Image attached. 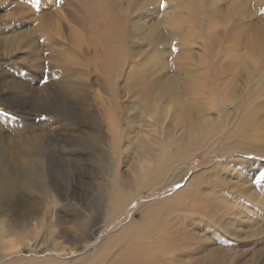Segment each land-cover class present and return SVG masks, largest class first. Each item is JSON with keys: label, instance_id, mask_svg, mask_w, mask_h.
<instances>
[{"label": "rangeland", "instance_id": "1", "mask_svg": "<svg viewBox=\"0 0 264 264\" xmlns=\"http://www.w3.org/2000/svg\"><path fill=\"white\" fill-rule=\"evenodd\" d=\"M137 1L122 0L117 3V7L123 12H117V17L123 24L121 40L111 39L110 36L104 39L99 36V32L94 34L79 0H0V173L4 174L6 171V176L22 177L27 183L34 185L33 191L22 188L18 197L39 211L28 225L30 230L34 229V224L37 225L36 229L40 228L35 237L38 239H42L46 230V219L43 221V217H48L49 221L54 211L60 213L62 209L61 213H64V203L55 204L51 200L50 193L54 194L58 190L57 186L63 188L62 194L76 196L77 200L74 202L78 208L71 207V210L79 211L82 222L92 227L90 223L96 219L102 221L105 217L112 183L124 181L135 189H141L146 183L162 177L158 184L143 188L141 194L126 205L120 217L101 231L98 241L88 247H76L71 256L64 255L71 264L79 260L80 254L87 251L94 253V247L104 237L116 234L130 222H142L146 215L153 229L150 244L157 239L166 242L165 235L172 233L168 242L173 243L169 245L166 242V251L159 259L162 264H264V53L251 46L258 35L264 37V0H240L243 7L237 10L234 8L237 0H214L220 11L226 10L228 6L227 14H231L225 19L222 13L217 18L212 13L215 24L208 31L217 40H213L210 45L204 39L207 37V26L203 19L200 28L194 29L192 36L188 32L186 40L177 39L176 35L187 33V24L172 28L166 23V18L169 17L167 15L174 14V4L180 6L175 13L184 15L187 10L181 8L189 6L188 1L191 0ZM134 3L142 5L138 8V4ZM134 8L139 10L136 12ZM150 34L164 38L165 47L159 43H150L147 37ZM94 35H98V38ZM191 38L193 41L188 43L193 46L189 45L188 49L190 48L189 52L193 56L190 59H179L184 51L180 42ZM152 44L158 46L154 47ZM154 49H157L155 56L158 59L167 56L166 60L171 66L182 61L181 65L189 64L192 68L197 66L196 79L204 84L192 96L187 94L190 97L184 98L197 104L200 114L206 111L202 116L209 112L212 102L220 104L219 109L212 112L214 116H219L222 125L221 131L198 149H194V145L206 133L196 136L195 144L183 145L180 150L172 149L176 161L169 169L162 166L157 168L158 172L152 171L140 186L131 181L134 180V171L141 164L151 165L147 163V150H143L142 146L147 148L150 142L157 144L167 134L172 137L178 135L180 129L183 130L186 119L181 111V101H171V104L165 100L162 104L167 102V107L160 103L164 107L158 106L152 116L147 115L150 113L146 111L144 116L148 121L143 120L140 109L135 106L137 103L130 95L132 89H128L124 83L126 80L132 86L131 80L137 79L136 72L142 76L149 73L146 69L149 66L144 62L157 60L155 57H146ZM228 51L238 55L237 58ZM119 52L122 55L117 56ZM195 53L203 54L205 61L199 62L202 56L195 57ZM219 54H223L222 57ZM230 56L235 57L238 62H233L235 60ZM113 61L116 63H112ZM170 70L172 69H169V74ZM132 71L134 74H131ZM250 71L252 74L247 76ZM107 72L110 73L109 76ZM228 82L234 86L233 92L240 95L242 91L243 94L233 105L229 104L230 113H226V119L223 120L224 104L232 97L229 92L218 95ZM111 83H114L113 87ZM200 92L205 96L201 97ZM192 98H196V102ZM132 101L135 106V121H130L127 128L123 118L126 116V104ZM254 101L256 103L250 105ZM175 104L178 105L177 108H171L176 107ZM157 110H161L162 114ZM193 112L197 110L193 109ZM176 113L179 120L176 121V118L173 121ZM251 113L252 119L248 125L231 134ZM111 116H119L123 135L128 140L131 139L130 142H121V148L117 149L114 156L110 155V144L115 128H118V121L114 122L116 126L112 125ZM202 116L197 112L192 120L197 122ZM176 122L180 124H174ZM146 123H149L147 127L150 129L145 126ZM144 131L151 132L145 134ZM88 138L98 143L93 146L92 151L88 150L90 145L87 147L85 144ZM143 140L148 144L143 143ZM106 141L108 145H104ZM34 143L42 151L40 154L33 148L30 149L32 145L36 146ZM93 151V158L85 155ZM51 176L62 180L56 185L48 180ZM231 200L232 204L238 202L242 206L230 207ZM220 201L229 204H222ZM213 203H218V209L222 210H219V214L218 211L215 213V218L222 217L220 220L216 219L219 225L214 217L209 218L208 214L203 213L213 209ZM223 219L230 226L222 229L220 225ZM32 222L34 223L31 224ZM38 226L40 227L37 228ZM125 244V241L117 244L107 258H112L121 249L125 258L128 255ZM42 246L37 245L36 248ZM22 247L24 248L16 253L32 255V250L26 244ZM43 250L44 247L38 253L42 255Z\"/></svg>", "mask_w": 264, "mask_h": 264}, {"label": "bare ground", "instance_id": "2", "mask_svg": "<svg viewBox=\"0 0 264 264\" xmlns=\"http://www.w3.org/2000/svg\"><path fill=\"white\" fill-rule=\"evenodd\" d=\"M79 1L82 5V9L84 10V14L86 16L85 19L87 18L86 20L88 21L89 28L93 29L92 32L94 34L99 32V36L104 38V39H106V37H108V36H110L111 39H112V37L116 38V39L122 38L121 29H122L123 24H122V21L119 20L117 17V12H118V14L120 12L123 13L122 9L117 7V3H119L118 1H122V0H79ZM137 2H139V0ZM137 4H135V5H137ZM188 4H190V5L189 6L184 5L181 8V9L187 10L184 15H177L175 13L176 11L179 10L180 6H176L174 4V7H173L174 14H168L167 15L169 17L166 18L167 19L166 23L169 26H171L172 28H179V26L181 24H187V28H186L187 33H185L184 35L181 34V36L176 35L177 39L183 38L184 40H186L188 32L192 36L194 34V32H193L194 29H197V27L200 28V26H201L200 23L202 22V19H203L204 20L203 23H205V26H207V28H206L207 37L205 36L204 39L207 40V45L213 44V42H214L213 40H217V39H214L213 38L214 36L211 37L210 33L208 31V29H210V27H213V23L215 24V20H213L212 15L213 14L217 15L216 16V18H217L218 15L220 14V16L224 15V16H222L223 18H225V19L228 18L227 15L231 14V13L227 14V11H229L228 6H227L226 10L220 11L218 9L217 2L214 0H195V1L191 0V1H188ZM139 5L141 6L142 4H138V8H139ZM177 5H179V4H177ZM192 7H193V10H192ZM241 7H243V2H241L240 0H237L236 6H234L235 10H237L238 8H241ZM116 8H117V10H116ZM138 8L137 9L134 8V11L136 10V12H137V10H139ZM214 12H217V14ZM221 13H222V15H221ZM222 17H220V18H222ZM225 23H228V22H225ZM224 26H228V24H224ZM219 27H221V26H219ZM237 27H239V26L237 25ZM259 27H261V26H259ZM95 30H97V31H95ZM94 36H95V38H96V36L98 38V35H94ZM209 36H210V38H209ZM227 36H228V34H227ZM258 36L259 37H257L256 39L253 38L254 40L251 42V46L255 50L260 51L261 53H264V37H262V35H261L262 38L260 37V35H258ZM147 37H148V41L150 43H159V45H161V46L164 45V47L166 45L165 44L166 40L164 38H159L153 34H150ZM201 38H202V36H201ZM121 40H120V42H121ZM110 41L111 40H109V42ZM190 41H193V39L191 38V40L189 39L186 42H184V41L180 42L184 51L180 54L179 59L180 58H182V60H183V58L190 59V57L193 56L189 52L190 48L188 49V46L190 45V43H188V42H190ZM195 41H197V40H195ZM237 41L238 40H236V42ZM104 42L106 43V41H104ZM218 42H219V40H218ZM121 44H122V42H121ZM214 44L218 45V43H214ZM220 44H222V43H220ZM155 46H158V45H155ZM161 46H159V47H161ZM192 46L193 45H190V47H192ZM159 51L164 53L163 49H160ZM226 51H227V49H226ZM156 52H157V49L151 50L150 53H148L146 56L148 59H152L153 57H155L157 59V60H147L144 62L145 64H147L149 66L148 68H146V69H148L147 70V72H149L148 74L142 76L136 72L137 79L131 80L132 86L130 84H127L126 80H124V83L128 86V89H132V91H130V95L132 97V100L137 103V105H135V106H137L140 109V113L142 116H144V114L146 115V113H145L146 111H147V113L148 112L150 113L147 115L152 116V112L156 111V109H158V106L164 107L167 105V102H170L171 104H173L172 103L173 101H176V102L181 101V102H179L182 105L181 111L183 113V118L185 117L186 119H185V124H184L183 130L180 129V133L178 135H176L177 137L176 136L172 137L170 134H167L165 136V138L162 141L158 142L157 144H154L152 142H150L151 144L150 143L148 144V142H145L143 140V143L148 144L147 148L144 146H142V147H143V150H147V152H146L148 155L147 159H149V161L147 163L151 164V165L148 166V165H142L141 164L140 168L138 167L139 169L137 168L135 171L132 169L134 171V173H133L134 176L132 177L134 180H131V181L133 183L140 184V186L143 182H146V176L149 174H152V171L158 172L157 168H159V167L162 168V166H166V168L169 169V167L176 161V157H173L172 149L180 150V149H182L183 145H186V144L189 145L193 142L195 144V141L197 140L196 136H198V135L200 136V134L206 133V135L194 145V149H198L203 144H205L208 140H210L212 137H214L216 134H218L221 131V125H222V122H221L219 116H217V117L214 116V114L212 112V111H217L219 109L218 107L220 106V104L217 105V103H214L207 98L210 102H212L211 105H209L211 108H210L209 112L205 114L206 116L205 115L202 116V113L206 112V111H203V109L201 108L203 112L201 111L202 113L200 114V112H199L200 109L198 107H196L197 104H193L192 102L187 101L188 99L185 100V98L190 97L188 95L195 93L197 91V89L201 85L204 84V83H200L196 79L198 76L197 71H196L197 66L194 64L193 66H196V67L192 68L189 64L181 65V63H183V61L181 63H179L180 65L176 64V65L171 66L169 64L168 60H166L167 56L163 57V59L162 58L158 59L155 56ZM192 52H193V49H192ZM213 52H215V51H213ZM228 52L232 53L231 51H228ZM106 53H108V52H106ZM168 54H169V52H168ZM232 54H234V56H235V53H232ZM116 55L120 56L122 54H120V52H119ZM116 55H114V56H116ZM196 55L197 54L195 53V55H194L195 57H197V56L200 57V55L202 56V58L199 60V62H201V60L203 61L205 59V56H203V54H201V53H200V55H197V56ZM209 55H211V54H209ZM222 55L223 54H221L220 56L222 57ZM237 56L238 55H236L235 57L237 58ZM230 57H232V56H230ZM234 58L232 57L231 59H234ZM156 61H158V62H156ZM230 61H232V60H230ZM236 61L238 62V60H235L233 62L236 63ZM199 62L196 61V63L200 64ZM112 63H116V62L113 61ZM112 63H110V64L112 65ZM117 63H120V62H117ZM206 63H208V62H206ZM116 65L119 66V64H116ZM227 66H228V64H227ZM170 68L172 70H170V74H169L168 71ZM222 68H224V66ZM235 68H237V67L235 66ZM112 70H113V68H112ZM201 71H203V70H201ZM233 72H234V70H233ZM219 73L220 72H218V74ZM131 74H134V72L132 71ZM234 74H233V76H234ZM249 74L251 75L252 71H250V73L247 72V76H249ZM109 75H110V73H108L107 76H109ZM213 75H215V73ZM219 75H221V74H219ZM212 77L215 78V76H212ZM107 78H109V77H107ZM107 81H109V79ZM107 81H105V82H107ZM110 81H112V79ZM206 81L208 82V80H206ZM110 85H112V83ZM110 85H109V87H110ZM113 85H114V83H113ZM113 85H112V87H113ZM225 85H226V83H225ZM105 88H107V87H105ZM207 88L209 89L208 85H207ZM114 89L116 90V88H114ZM232 89L234 90V86H232V83L228 82L226 88L224 87L218 95V96H222V94L229 92V93H231V97H232L228 102H226L224 104L225 118L223 120L226 119V116H227L226 113H230L228 110L229 104L233 105V102L238 100L239 98H241V96L243 94V92L241 91V94L239 95L237 92H233ZM210 90H211V88H210ZM249 90L250 89H248V91ZM104 91L106 93V89H104ZM205 91H206V89H205ZM201 92L199 93V94H201V97L205 96V95H202ZM110 93H111L110 95H112L111 91H110ZM211 93H213V92H211ZM244 93H246V92H244ZM197 94H198V92H197ZM185 96H187V97H185ZM77 98H81V97H77ZM194 99H196V98H194ZM220 99H224V98L220 97ZM74 100L78 101L76 98ZM165 100L167 102L163 103L164 106H162L163 105L162 101H165ZM79 101H81V99ZM133 101H132V103L126 104L127 105V107H126L127 110L125 112L126 116L123 119L125 120V122L127 124V126H126L127 128H128V124L130 123V121L131 122L135 121V113L133 111L135 109V106H133ZM206 101H205V104H206ZM210 102H209V104H210ZM110 103H112V101ZM160 103L162 105H160ZM255 103H256V101L250 103V105L255 104ZM177 104H175L176 107L173 106L171 108L175 109V108H177L178 105L180 106V104H178V105ZM78 105H80V103ZM110 106H112V105H110ZM113 106H115V105H113ZM206 106L208 107V105H206ZM118 109L119 108H117V111H118ZM193 109H196L197 112L199 113V115L202 116L201 120H199L197 122L196 121L194 122L192 120L193 119L192 116L195 113H197V112L194 113ZM157 111H159V113H160L161 110H157ZM192 112H193V115H192ZM159 113H157V114H159ZM160 114H162V112ZM113 115H115V113ZM248 115H250V117L244 119L242 123H239V125L236 127V129H234L230 132L231 134L237 133L238 131H240L241 129H243L245 126L248 125V123L252 119V113L248 114ZM142 116H141V118L143 120H145L146 116H144V118ZM169 116H171V115H169ZM159 117H161V116H159ZM178 118H179L178 113L174 114V116H173L174 120L173 121H175V119H176V121H178L179 120ZM117 121H118V125H117L118 128L117 127L115 128L112 126L113 128L116 129L114 137L113 136L111 137L112 142L110 141L111 142V144H110L111 154L110 155H112V156H114V154H116L117 149L119 147L121 148V142H123V141L130 142L131 141V139L128 140V137L125 138V135H123V128H122L121 124H119V116H117L116 118H114L112 116L110 117V123L112 125H115L114 122H117ZM146 121H148V119H146ZM146 121H144V122H146ZM149 123H152V122H149ZM167 123L172 124L169 121H167ZM177 123H179V122H176L174 124H177ZM148 124L145 126L147 127ZM215 124H216V127H214ZM162 126H163V124H162ZM52 127H53V125H52ZM147 128L150 129V127H147ZM158 128H155L156 131H158L157 130ZM51 129L53 130L54 128H51ZM152 129L153 128H151V131H152ZM181 130H182V132H181ZM151 131H149V132H151ZM156 131H154V132H156ZM149 132L146 131L145 134H147ZM176 132H177V129H176ZM178 132H179V130H178ZM52 134H53V132H52ZM57 134L58 133H56L55 135H57ZM142 134H143V132H142ZM42 135H40V136H42ZM179 135H180V137H179ZM149 137L151 138V136H149ZM95 138H97V136ZM89 139L90 138L85 140V144H87V147L90 145L88 150L92 151L94 149L93 146H95L98 143H96V141H94L92 139L91 140H89ZM99 140H100V138H99ZM34 141H36V139ZM138 144L140 145V143H138ZM48 145H51V144H48ZM104 145H108V142ZM37 146L38 145L33 147V145H32V147L30 149L33 148L35 152H38L40 154V152H42V151H40ZM135 149L138 150V148H135ZM95 151L85 153V155L86 156L89 155L90 158H93V156H94L93 154ZM29 152H31V150H29ZM143 153H145V152H143ZM175 153H178V151H175ZM39 154H37V155L39 156ZM134 154H137V153H134ZM55 155L56 154L54 153V156ZM44 156H42V157L45 158ZM144 156L141 157L142 160L144 159ZM138 157H139V155H138ZM37 163H38V161H37ZM141 163H142V161H141ZM5 173H6V171H5ZM5 173L4 174L0 173V264H71L69 262V260L67 258H65L64 255L69 254L68 256H71V253L76 249V247H81V246L88 247L91 244H94V242L98 241L101 231L104 230V228H107L113 222H115V220L118 217H120V215L123 213L126 205L129 204V202H131V200H133L135 197L139 196L141 194L143 188H145L147 185L150 186L152 184H158L157 182H160L162 180V177L160 179L155 178L151 182H148L145 185H143V187L141 189H139L138 187H137L138 189L137 188L135 189L132 187L131 184H128L127 182H124V181H115L114 183H112L113 187H112V189L109 193V196H108V203H107L108 206L106 207L105 217L102 221L99 219H96L92 223H90L92 225V227L89 226V224H86V222H84V223L82 222V219L78 215L79 211L75 212L76 210H73V209L71 210V207L78 208L77 203L74 202L77 200L76 196L62 194L63 188L60 189L59 186H57L56 189H58V190H55L54 194L50 193V195H52L51 200L55 204L64 203V206L62 207V208L65 207V209L63 210L64 213H61L62 209H61L60 213H55V211H54L52 213L51 217H49V221H48V217H45V218L43 217V221L46 219L44 222L47 225H46V230L42 235V239L39 238L40 239L39 240L38 238H35V237L39 233V230H40L39 227L40 226L37 227L39 229H36L37 225L34 224L33 225V226H35L34 229L30 230L28 228L30 221L32 219H34L35 215L38 214L39 211L37 209L34 210V208L31 207L28 202L23 201L22 198L18 197V194H19L18 192L22 188H26V190H28V191H30V190L33 191L32 187L34 188V185L27 183L25 181V179L22 177L17 178V177H14L13 175H10V177H9V176H6ZM44 178L46 179V177H44ZM48 180L50 182H53L54 184L58 185L60 183V180H62V179L56 178V177L53 178L51 176V177H49ZM39 189H42V188H39ZM20 193H22V192H20ZM64 193H66V192L64 191ZM235 193L239 194L238 192H235ZM228 196L229 195H227V197ZM29 197H31V194L29 195ZM227 197H225V198L227 199ZM211 202H213V200ZM232 202H233V200H231L230 204H229V202L227 203L225 201H222L221 203L222 204L227 203L230 205V207H233V208L242 206L241 203L239 205L237 202V203H234L237 205H234V204H232ZM229 205H227V206H229ZM217 206H218V203H217V205L215 203L213 205V209L210 208V209H208V211H203V213H205L206 215L208 214L209 218L214 217V219H215L214 221L217 222L216 224L219 223V221H217V220L222 219V217L220 219L218 217L215 218V215L217 213L219 214V212L222 211V210L218 209ZM207 207H209V205ZM23 208H24V210H21ZM206 208H204V209H206ZM228 210H229V208H228ZM229 211L227 212V214H229ZM231 211H233V210H231ZM234 211H236V210H234ZM238 213L240 214V212H238ZM235 215L236 214H234V216ZM209 218H208V220H209ZM231 218H234V217H231ZM43 221L40 220L41 223H43ZM210 221H212V219H210ZM221 221H223L222 224L220 223L221 224L220 226L222 227V229L224 227L230 226V223L228 221H226L225 219H223ZM231 222H233L232 219H231ZM33 223L34 222H32L31 224H33ZM16 227H18L19 230H14ZM151 228H152V224L150 223V221H148V215H146V217L143 219L142 222H130L128 225H126L121 230H119L116 234L110 235V236H107V237H104L103 239H101V241L98 243V245L96 247H94V249H95L94 253L92 251H90V252L87 251L84 254H80V256L78 257L79 260L76 261L75 263L72 262V264H162V262H159V259L161 258V254L165 253L167 243H169V245H171L173 243V242H168L172 233H170V234L167 233L165 235L167 243L163 240L157 239L155 241V243L150 244L149 239L153 236V234H152L153 229H151ZM29 241H31L32 243H30ZM121 241L126 242L125 249H126L128 255L124 258L122 255L123 249H121L115 254V256L108 259L107 258L108 253H110V251L112 249H114L116 247V245L119 244ZM67 243H69V245ZM25 244L28 248H30L32 250V252H33L32 255L23 256L20 253L19 254L16 253L20 249L24 248L22 246L23 245L25 246ZM37 245H41V246L43 245V246L36 248ZM43 247H44V250H43L42 255H41L38 253V251H40L41 248H43ZM105 259H107V260H105Z\"/></svg>", "mask_w": 264, "mask_h": 264}]
</instances>
